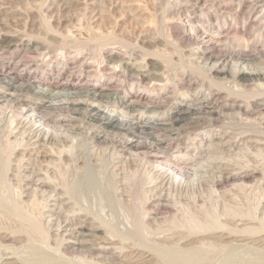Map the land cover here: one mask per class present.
<instances>
[{"label":"rangeland","instance_id":"374dc122","mask_svg":"<svg viewBox=\"0 0 264 264\" xmlns=\"http://www.w3.org/2000/svg\"><path fill=\"white\" fill-rule=\"evenodd\" d=\"M252 3L0 0V264H264V24ZM137 93L152 96L125 103ZM40 98L26 118L17 101ZM180 101L193 121L129 129ZM86 176L97 187L80 196Z\"/></svg>","mask_w":264,"mask_h":264},{"label":"bare ground","instance_id":"6f19581e","mask_svg":"<svg viewBox=\"0 0 264 264\" xmlns=\"http://www.w3.org/2000/svg\"><path fill=\"white\" fill-rule=\"evenodd\" d=\"M242 1V0H241ZM248 1V0H247ZM177 2V1H176ZM230 2V1H229ZM262 2H264V0H253V3L251 4V13H253L254 11H256L257 13H261V12H263V14H261V16H260V18H261V22L260 23H262L261 25L263 26V24H264V20L262 21V19L264 18V8H263V6H264V4L263 5H257V4H261ZM179 3V2H178ZM241 3V2H240ZM181 5V4H180ZM221 5V4H220ZM219 5V6H220ZM179 6V5H178ZM193 7V6H192ZM204 7V6H203ZM261 7V9H259ZM182 9V8H181ZM234 10V9H233ZM246 10H247V8H246ZM196 11V10H195ZM230 11V10H229ZM248 11V10H247ZM211 12V11H210ZM202 13L204 14V16H206V17H209V12H204V11H202ZM216 13V12H215ZM249 13H250V11H249ZM250 13V14H251ZM217 14V13H216ZM216 14H214V15H216ZM231 14V13H230ZM211 15V14H210ZM241 15H243V14H241ZM252 15V14H251ZM229 16V15H228ZM250 16V15H249ZM215 17H218V19H219V16H215ZM257 17H259V14H258V16ZM256 17V18H257ZM248 18V17H247ZM255 18V19H256ZM255 19H253V20H255ZM206 19H204V21H205ZM212 21V20H211ZM224 21V20H223ZM252 21V20H251ZM210 22V21H209ZM248 22V21H247ZM212 23V22H211ZM259 23V22H258ZM201 24L203 25L204 23L203 22H201ZM247 24V23H246ZM191 26H190V28H191V30H196L199 26H200V24H190ZM74 26V25H73ZM85 27V26H84ZM88 27V26H87ZM87 27H86V29H87ZM202 27V26H201ZM204 28V27H203ZM237 28V27H236ZM259 28L260 29H262L261 28V26H259ZM250 29V28H249ZM68 30V29H67ZM64 32H66V31H64ZM70 32V31H69ZM72 32V31H71ZM81 32V31H80ZM246 32V31H245ZM261 32V31H260ZM92 34V33H91ZM197 34V33H196ZM264 34V33H263ZM262 33H259V36L258 37H261L262 35H263ZM71 35V34H70ZM245 35V34H244ZM27 36V35H26ZM102 36V35H101ZM99 34L98 35H94L90 40H100V45H102L104 42H103V40L106 42V41H108V40H110L111 38H112V36L111 37H109L108 38V36H105L106 38L104 39L103 37H101ZM122 37V36H121ZM234 37L236 38V39H241V37H243V36H241L240 37V35H234ZM240 37V38H239ZM247 37V36H246ZM113 38H114V36H113ZM116 38V37H115ZM115 38L114 39H111L110 40V42L112 43V40L114 41L115 40ZM228 38V37H227ZM244 38V37H243ZM262 38V37H261ZM264 38V37H263ZM210 40V39H209ZM242 40V39H241ZM60 41H62V40H60ZM74 41V40H73ZM212 41V40H211ZM29 42V41H28ZM68 42V41H67ZM88 42V41H87ZM207 42H209V41H207ZM260 42V41H259ZM41 44V43H40ZM63 44V43H62ZM106 44V43H105ZM68 45V44H67ZM72 46H80V47H84V46H86V43L85 44H80L78 41H75V42H72ZM114 46V45H113ZM199 47V46H198ZM206 47V46H205ZM36 48V47H35ZM51 48V47H50ZM53 48V47H52ZM100 48V47H99ZM201 49V48H200ZM199 49V50H200ZM204 50H205V48H203ZM37 50V49H36ZM65 50V49H64ZM150 50H152V49H150ZM68 51V50H67ZM206 51V50H205ZM204 51V52H205ZM93 52V51H92ZM197 52V51H196ZM200 52V51H199ZM203 52V51H202ZM14 53V52H13ZM193 53V52H192ZM10 54V53H9ZM204 54V53H203ZM26 55H28V54H26ZM72 55H73V53H72ZM196 55V54H195ZM57 56V55H56ZM71 56V55H70ZM193 56H194V54H193ZM197 56H199V55H197ZM69 57V56H68ZM189 57V56H188ZM195 57V56H194ZM2 58V57H1ZM5 58V57H4ZM204 58V57H203ZM47 59V58H46ZM205 59V58H204ZM20 60V59H19ZM120 60V59H119ZM206 60V59H205ZM208 60V59H207ZM221 60V62H222V58L220 59ZM23 61V60H22ZM37 61V60H36ZM65 61V60H64ZM91 61V60H90ZM83 62V61H82ZM81 62V63H82ZM40 63V62H39ZM226 63V62H225ZM5 64V63H4ZM7 64H9V63H7ZM113 64V63H112ZM115 64V63H114ZM207 64V63H206ZM10 65V64H9ZM9 65H7V66H9ZM205 65V64H204ZM243 65V64H242ZM207 67H208V65H206ZM238 66V65H237ZM14 67V66H13ZM76 67V66H75ZM201 67V66H200ZM217 67V66H216ZM16 68V67H15ZM199 68V67H198ZM204 68H205V66H204ZM203 67H202V70H198V72H203V70H204V73H205V69H204ZM212 68V67H211ZM105 69V68H104ZM216 69V70H215ZM208 70V69H207ZM214 70H215V74L217 75V77L219 76H222L223 77V75L225 76V75H227V74H232L233 73V70H227V69H224V68H220V67H218V68H214ZM10 71V70H9ZM15 71V70H14ZM59 71V70H58ZM74 71V70H73ZM242 71V70H241ZM246 71V70H245ZM8 73V72H7ZM26 74V73H25ZM109 74V73H108ZM233 74H235V73H233ZM19 75V74H18ZM20 75H22V74H20ZM232 76V75H231ZM234 76V75H233ZM261 75H260V73L259 72H253V71H251V72H248V70H247V72H243L242 73V77L243 78H247V79H256V78H259ZM17 77V76H16ZM129 77V76H128ZM119 78V77H118ZM226 78V77H225ZM235 78V77H234ZM28 79V78H27ZM87 80V79H86ZM218 80V79H217ZM219 81V80H218ZM33 82V81H32ZM147 82V81H146ZM221 82V81H220ZM57 86H59V87H63V88H70V87H77L78 86V84L77 83H74V82H72V81H69V80H63V79H60V80H58L57 79ZM87 83V82H86ZM214 83V82H213ZM109 84V83H108ZM117 84V83H116ZM6 85V84H5ZM55 85V84H54ZM201 85V84H200ZM90 86L92 87V88H94V89H96V88H101V84H100V82L98 81V82H96V83H92V84H90ZM112 86V85H111ZM115 86V85H114ZM243 86H245V85H243ZM3 87V86H2ZM91 87H90V89H91ZM116 87L118 88V86L116 85ZM88 88V87H87ZM86 89V88H85ZM84 89V90H85ZM240 89V88H239ZM1 90V89H0ZM3 90V89H2ZM1 90V91H2ZM81 91V90H80ZM82 91H83V89H82ZM81 91V92H82ZM78 92V91H77ZM0 93H2L1 94V96L2 97H6L7 95H9L10 94V92L9 91H5V90H3L2 92H0ZM79 93V92H78ZM83 93H84V91H83ZM86 93V92H85ZM84 93V94H85ZM246 93V92H245ZM14 94V93H13ZM83 94V95H84ZM106 94V93H105ZM196 94V93H195ZM61 95V94H60ZM208 95H211V94H208ZM12 96V98L14 99V95H11ZM81 96V95H80ZM151 96L152 95H150V94H147V93H137V94H133V95H130V96H128L127 97V102H125V103H127L128 105H134L135 103H136V101L137 100H139V103L141 102L140 100H144V99H148V98H151ZM212 96V95H211ZM186 97V96H185ZM209 98H210V96H208ZM207 97V98H208ZM225 97V96H224ZM224 97H222V98H224ZM21 98V97H20ZM19 98V99H20ZM38 98V97H37ZM36 98V99H37ZM76 99H78V98H76ZM153 99V98H152ZM205 99V98H204ZM3 100V99H2ZM1 100V101H2ZM9 100V99H8ZM18 100V99H17ZM39 100H41V98L39 99ZM43 100V99H42ZM36 101L35 102V104H29V103H27L26 102V100H21V101H17V105L19 106V107H22V110H23V113L27 116L26 118H32V116L33 115H35L34 114V110H36L38 107H41L42 105H45L46 103V101ZM45 100V99H44ZM79 100V99H78ZM78 100H76V101H78ZM80 100H81V98H80ZM84 100V99H83ZM91 100V99H90ZM14 101V100H13ZM75 101V102H76ZM200 101V100H199ZM80 102V101H79ZM146 102V101H145ZM161 102V101H160ZM202 102V101H201ZM223 102V101H222ZM225 102H227V101H225ZM10 103H11V101H10ZM90 103V102H89ZM144 103V102H143ZM213 103V102H212ZM229 103V102H228ZM253 103V102H252ZM98 104V103H97ZM142 104V103H141ZM150 104V103H149ZM208 104V103H207ZM12 105V104H11ZM52 105V104H51ZM69 105V104H68ZM93 105H94V102H93ZM92 104L90 105V106H93ZM99 105V104H98ZM145 105V104H144ZM143 104H142V106H144ZM175 105V104H174ZM186 105L187 104H184L183 103V101H180V103L179 104H177V105H175L174 107H172V108H170V111H171V109H172V113H168V110L166 111V110H164V111H151V112H149L150 114H148V115H145V113L147 112V111H149L150 109H144V110H141V112L138 114V116H136L137 117V122H136V124L135 125H132L129 129H131L132 130V132H134L133 130H137L138 128H143V127H154V126H160V127H162V126H166L167 127V125L168 126H170V121L169 120H171L172 118H174V120L178 123V124H181L183 121H185L186 119H187V121H193V112H192V114H191V112L190 111H192L191 109H190V107L192 106H190L189 107V112H190V114L192 115H190V116H186V114H188L187 112H188V110H187V112H183V111H185L184 110V108L186 107ZM195 105V104H194ZM193 105V106H194ZM212 106H210L211 107V109L212 108H214L215 107V105H213V104H211ZM101 106V105H100ZM129 106V107H130ZM153 106V105H152ZM158 106V105H157ZM163 106V105H162ZM173 106V105H172ZM196 106V105H195ZM209 106V105H208ZM242 106V105H241ZM137 107V106H136ZM197 107V106H196ZM47 108H48V105H47ZM92 108V107H91ZM138 108V107H137ZM147 108V107H146ZM207 108V106L205 107V109ZM219 108H221V107H219ZM94 109V108H93ZM92 109V110H93ZM113 109V108H112ZM185 109H188V106L185 108ZM208 109H210V108H208ZM139 110V111H140ZM213 110V109H212ZM211 110V111H212ZM45 111H46V109H45ZM115 111V110H114ZM113 111V112H114ZM169 111V112H170ZM194 111V110H193ZM198 111V110H197ZM208 111V110H207ZM214 111H216V110H214ZM36 112V111H35ZM52 112V111H51ZM22 113V114H23ZM37 113V112H36ZM39 114H40V112H38ZM76 113V112H75ZM83 113V112H82ZM196 113V112H195ZM198 113V112H197ZM197 113H196V115H197ZM210 113V112H209ZM257 113H258V111H257ZM42 114V113H41ZM114 114V113H113ZM213 114V113H212ZM98 115V114H97ZM199 115V114H198ZM36 116V115H35ZM107 116V115H106ZM113 116V115H112ZM107 117V118H105V120L103 121V123H104V125H106V126H108V127H115V126H118V127H120V126H122V128H123V125H122V123H119V122H117L116 121V119H114L113 117ZM115 117V116H114ZM135 117V118H136ZM200 117V116H199ZM45 118V117H44ZM47 118V117H46ZM80 118V117H79ZM39 119H41V118H39ZM48 119V118H47ZM138 119H139V121H138ZM173 120V121H174ZM195 120V119H194ZM38 121H40V120H38ZM173 121H171V124L172 123H175V122H173ZM34 122H35V120H34ZM101 122H102V119H101ZM126 122V121H125ZM209 122V121H208ZM125 124V123H124ZM204 124V126H205V123H203ZM42 125H43V123H42ZM48 125V124H47ZM54 125V124H53ZM198 126V125H197ZM159 127V128H160ZM164 127H162V128H164ZM165 127V128H166ZM186 127V126H185ZM121 128V127H120ZM158 128V129H159ZM170 128H172V127H170ZM201 128V127H200ZM52 129V128H51ZM50 129V130H51ZM112 129V128H111ZM149 129H151V128H149ZM154 129H155V127H154ZM196 129H198V128H196ZM90 130V129H89ZM121 130V129H120ZM123 130V129H122ZM142 130V129H141ZM140 130V131H141ZM168 130V129H167ZM180 130V129H179ZM154 131V130H153ZM163 131V130H162ZM175 131V130H174ZM202 131V130H201ZM205 131V130H204ZM64 132V131H63ZM121 132V131H120ZM144 132H146V131H144ZM170 132V131H169ZM173 132V131H172ZM178 132V131H177ZM131 133V132H130ZM136 133V132H135ZM91 134V133H90ZM133 134V133H132ZM137 134V133H136ZM103 135V134H102ZM108 135V134H107ZM123 135V134H122ZM146 136V135H145ZM95 137V136H94ZM143 137V136H142ZM147 137V136H146ZM196 137V136H195ZM198 137V136H197ZM155 138V137H154ZM153 138V139H154ZM162 137H160V139H161ZM96 139V138H95ZM100 139V138H99ZM129 139V140H128ZM128 142L127 143H125L126 144V147H127V149H129V150H137L139 147H140V143H139V141H138V143L136 142L137 140L136 139H131L130 137H128ZM163 139H165V138H163ZM177 139V138H176ZM196 139V138H195ZM144 140V139H143ZM149 140V139H148ZM154 141H157L158 142V144H162V140H159V139H156V140H153V142ZM166 141V140H165ZM102 142V141H101ZM153 142H152V144L151 145H153ZM142 143V142H141ZM155 145H156V143H155ZM154 145V146H155ZM168 145V144H167ZM170 145V144H169ZM143 145L141 144V147H142ZM157 146V145H156ZM160 146V145H159ZM196 149L198 148V147H195ZM200 148V147H199ZM159 149H160V147H159ZM165 149L167 150V152L169 151V147H165ZM165 149H164V151H163V153L165 152ZM161 150H163V149H161ZM152 151V150H151ZM154 152V151H153ZM152 152V153H153ZM187 152V151H186ZM133 153V152H132ZM155 153V152H154ZM157 153H158V149H157ZM157 153H155V154H152V156H151V158H153V162H155V163H159L158 164V166L159 165H161V164H163V165H165V166H169L170 168H173V165L171 164V162L169 163V161H170V158H167L166 160H165V162L163 161H160V160H162V156L161 155H158ZM166 153V152H165ZM170 153H172V154H174V153H176V150H173V151H170ZM190 153V152H189ZM186 156L188 155V152H187V154H185ZM191 156V155H190ZM150 157V156H149ZM172 157H178V155H174V156H172ZM185 156H181V159H186V158H184ZM192 157V156H191ZM174 158H173V160H174ZM180 158V157H179ZM187 161V160H186ZM175 162V161H174ZM176 163V162H175ZM183 163V162H182ZM181 163V164H182ZM162 165V166H163ZM4 166H5V163H4V161H3V159H2V157H1V153H0V179L2 178V172H3V170H4ZM176 166V165H175ZM184 166H185V164H184ZM187 167H188V165H186ZM197 168V167H196ZM168 169V168H167ZM187 171V170H186ZM173 172H174V170H173ZM177 175V174H176ZM184 175V174H183ZM178 177V176H177ZM181 178V177H180ZM177 179V178H176ZM82 182H81V185H80V189L83 191V193L82 192H80L79 191V195L80 196H84V191L85 190H90V189H94L95 187H97V180L94 178V177H92V176H86L85 178H83L82 180H81ZM237 184V183H236ZM77 190V189H76ZM1 196V195H0ZM159 206V205H158ZM138 209V208H137ZM143 215V214H142ZM139 216V215H138ZM143 218V217H142ZM139 218L137 217V216H135V223H138V224H136V226L137 225H139ZM196 224H199V223H196ZM140 226V225H139ZM199 226V225H198ZM138 227V226H137ZM201 227V226H200ZM200 227H193V229L195 230V231H199V230H201L202 229V227L200 228ZM140 227H138V229H139ZM138 230L136 229V232H137ZM136 235V234H135ZM67 247V246H66ZM103 248V247H102ZM196 250H194V249H191V250H187V251H184V252H182L181 254V257L183 258V259H187V260H189V256H196V255H194V253H199V252H195ZM198 251V250H197ZM180 254V253H179Z\"/></svg>","mask_w":264,"mask_h":264}]
</instances>
